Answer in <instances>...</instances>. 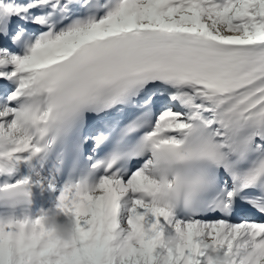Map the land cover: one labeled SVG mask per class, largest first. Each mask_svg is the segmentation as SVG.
<instances>
[{
    "label": "snow or ice",
    "instance_id": "1",
    "mask_svg": "<svg viewBox=\"0 0 264 264\" xmlns=\"http://www.w3.org/2000/svg\"><path fill=\"white\" fill-rule=\"evenodd\" d=\"M0 81V264H264V0H0Z\"/></svg>",
    "mask_w": 264,
    "mask_h": 264
},
{
    "label": "clouds",
    "instance_id": "2",
    "mask_svg": "<svg viewBox=\"0 0 264 264\" xmlns=\"http://www.w3.org/2000/svg\"><path fill=\"white\" fill-rule=\"evenodd\" d=\"M40 216L41 226L47 241L58 243L66 249L75 246L78 240L76 217L65 211L59 198L53 201L50 207L45 209ZM184 242V234L175 230L164 236L160 241L163 248L169 252L175 251ZM203 250L206 252V264H231V257L228 254L217 255L214 247L206 246ZM161 264H163V258Z\"/></svg>",
    "mask_w": 264,
    "mask_h": 264
},
{
    "label": "bare ground",
    "instance_id": "3",
    "mask_svg": "<svg viewBox=\"0 0 264 264\" xmlns=\"http://www.w3.org/2000/svg\"><path fill=\"white\" fill-rule=\"evenodd\" d=\"M116 2V0H113V4ZM100 3L101 4H103L104 3V0H100ZM102 15L104 14V11H103V9H101L100 11H99ZM101 15V16H102ZM97 18H99V16H97ZM10 86H8L5 82H2V81H0V96H1V94H2V92L3 91H7V90H9L8 88H9ZM156 108H158V109H160L159 108V106H157ZM159 114V113H158ZM49 196V197H51V196H53L54 198H55V194H51V195H49V194H45V196Z\"/></svg>",
    "mask_w": 264,
    "mask_h": 264
},
{
    "label": "rangeland",
    "instance_id": "4",
    "mask_svg": "<svg viewBox=\"0 0 264 264\" xmlns=\"http://www.w3.org/2000/svg\"><path fill=\"white\" fill-rule=\"evenodd\" d=\"M102 14L100 13V16H101ZM9 89V88H8Z\"/></svg>",
    "mask_w": 264,
    "mask_h": 264
}]
</instances>
